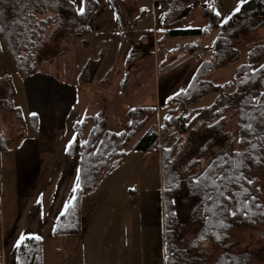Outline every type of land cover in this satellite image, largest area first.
Listing matches in <instances>:
<instances>
[{
  "label": "trees",
  "instance_id": "trees-1",
  "mask_svg": "<svg viewBox=\"0 0 264 264\" xmlns=\"http://www.w3.org/2000/svg\"><path fill=\"white\" fill-rule=\"evenodd\" d=\"M108 1L120 31L127 36L129 23L121 4L118 0ZM157 2L159 8L167 3L161 16V24L167 28L166 37H209L214 31L219 32L218 37L206 50L185 91L167 99L159 109L136 106L130 110L129 131L110 132L103 113L95 118L86 117L78 125V136L68 155L73 159L79 157L80 183L73 202L58 219L54 235L82 233L83 199L94 194L102 179L126 162V150L132 140L163 110V125L141 135L134 150L154 153L161 159L166 264H204L211 248L222 251L216 264H252L251 255L234 253L229 243L235 229L255 230L264 225L259 177L264 171V43L247 39L253 32L264 30V0H249L225 22L215 10L221 0H213L211 8L203 9L202 15L208 20L205 30L174 29L184 13L183 7H175V0ZM97 6L94 0H84L79 13L69 0H0V60L5 45L15 74L29 78L39 74L44 52L67 26L78 37L91 34L89 25L98 12ZM68 13L70 21L65 17ZM240 40L246 42L243 49L238 45ZM134 43L131 60L151 54L148 44L140 40ZM199 48L191 45L187 53H195ZM233 57L241 63L232 79L217 84L212 77ZM103 59L88 63L80 76V85L94 82ZM3 84L11 88L0 108L16 114L21 121L23 112L15 106L17 93L12 77L0 78V86ZM212 96L216 99L211 106L200 107ZM92 120L90 135L86 142H81ZM234 120L239 130L238 145L226 129ZM3 144L0 138V148ZM193 226L198 230L191 242L185 231ZM42 250L43 239H26L16 251L17 264H43Z\"/></svg>",
  "mask_w": 264,
  "mask_h": 264
},
{
  "label": "crops",
  "instance_id": "crops-1",
  "mask_svg": "<svg viewBox=\"0 0 264 264\" xmlns=\"http://www.w3.org/2000/svg\"><path fill=\"white\" fill-rule=\"evenodd\" d=\"M69 1L73 4V8H75L77 12L81 13L83 11L84 0ZM94 1L98 4L97 7H99V9L96 15L91 19L92 21L89 25L91 34L78 37L73 33L74 30H69L67 26L66 31L55 37L54 43L47 48L48 50L53 49L55 42L63 38L69 40L66 42V47L67 45L68 47L67 49L65 48V51L68 52V49L71 47L70 45L74 44L73 42H75V40L79 42L73 45V53L76 57L75 68L73 70L74 74L72 76L73 85L65 86L64 83L57 82L51 75L41 73V68H39V74L30 78L21 77L18 74L19 78H16L14 77L16 73L15 68L13 71L10 68H6V74L12 77V86L16 87L17 95L14 99L18 100V98H20V84L25 89L27 97L24 103H21L20 99L19 109L23 112L24 117L21 121L17 119L16 114L8 112L7 109L0 108V138L4 143L2 148H0V153L6 154L5 159L2 158V161H4L2 167L8 169L14 168V170H16V178L9 183L4 180L2 183L3 193H0V243L2 248L0 252V264H17L16 251H18L19 246L26 239L35 237L41 238L44 241V250H42L44 259L43 264H100L99 257L101 251L103 252L106 249L105 235L109 230V226L114 223V225L117 226L119 221L122 220V218H120V220L114 219L115 210L109 208L110 210L106 209L103 212L96 211L95 222H93L89 229H86V227L82 225V233L77 236L70 235L63 237L54 235L57 221L73 202V198L75 197L80 183V173H78L80 160H78L79 157L73 159L68 155L69 147L75 142L78 136V125H80L86 117L92 118L96 116L88 113L89 111L87 108L88 105L92 104L94 96L95 98L97 97V93L95 92L93 96H90L87 92L88 90L83 91L82 88L83 86L93 85L97 81H100L103 72L102 69L107 68V66L108 68H112L110 66L116 64V61L113 59L115 50V57L117 58V56L122 54V51L124 55L127 52L132 53L135 49L134 42L137 40L142 41V43H146L147 40L145 33H142L139 37L136 36V33L131 34V32L129 35L127 33V36L124 35L120 31L118 18L114 9L110 6V2L108 0ZM154 1L158 3L157 0ZM212 1L213 0H179L184 7H187V9H184L183 15L187 13L190 8L195 6L202 8V15L204 6H208V9L211 8L212 5L209 6L208 4ZM143 6V4H140V6L135 7V9L138 10ZM164 6L167 5H160V8H164ZM69 19L70 18H67V20ZM139 23H141V19ZM212 34L213 32L209 36ZM162 37L161 47H163L161 53H164L167 57L171 55L176 56L178 54V57L172 64H166V62H164V67L160 69V72L164 74L172 68L177 67L181 69V78H173L174 80L167 82L166 79L168 77H166V79H160L155 86L154 84L151 87L144 86L138 95L146 93L147 90L151 91L147 92L148 102H151V99L160 102L162 92L166 93L165 102L170 97L185 91L192 82V78H194L201 64V62L196 63L193 73L189 78L190 80L184 88L179 89L172 95L167 94L170 88L173 89L181 84L183 78H185L190 70V67H188L189 65H186L187 61L193 60V56L188 57L190 53H187L190 46L201 45L199 43L189 44L190 46L184 49L185 52L179 55V51H176L173 46L186 47L187 45H173L170 47L171 49H168V45L169 41L171 42V40L182 37L170 38L166 37V34ZM204 38L206 39L207 37ZM97 47H100L98 52L96 50ZM118 51L119 53H117ZM199 51L200 48L197 49L194 54ZM150 52L152 56V50H150ZM148 56L149 54L146 55V57H140L136 60H131L130 56L128 59H125V62L129 66L133 62L136 63L139 61L138 59H149ZM102 57L104 59L99 67L100 69H98L99 71L94 82L92 84L80 85L79 79L83 69L88 66L89 62L99 61ZM2 65L3 64H0V66ZM114 68H116V66ZM127 69L130 71L129 68ZM219 72L220 71L217 73ZM105 73H107V71ZM216 74L214 77H216ZM107 75L110 74L108 73ZM126 75L127 73L120 70L114 78L117 79V81H121ZM214 77L212 78L215 81ZM0 78L2 79L1 76ZM115 83L113 86L116 85ZM126 86L129 91L133 89L131 88V81H129ZM8 88L10 89L11 87ZM64 88L65 91H63ZM135 92L137 93V91ZM112 95V100L118 103L122 102L123 95H121L120 90L114 92ZM151 95L152 97H149ZM8 97L9 95H6L5 100H7ZM212 97L215 101L216 97ZM157 108L159 109L160 106ZM92 128L93 122L90 121L84 134H82L85 141L88 139ZM8 188H11V190ZM83 207L84 205L82 202L81 211L84 223L85 212L83 211ZM161 207L162 194L159 207V221H161L160 258H158L157 264H166L164 217L163 208ZM122 211L127 213V216L131 218L136 214L133 210L127 211L124 209ZM120 213L121 211L118 212V214ZM120 216L121 214L119 217ZM128 220L130 221V219ZM195 228L197 231V226H193L192 229L190 228L188 231H195ZM127 230L130 232V227L122 230L119 235L125 237L124 234H126ZM186 234L188 235L189 232L187 233L185 231V235ZM194 238L192 240H194ZM110 239L114 241L119 240L117 248L119 249L121 247V237L118 239L116 235L113 238L111 234ZM56 251L59 252V257H62L63 260L58 262L56 259L54 261L51 260L52 257H56ZM129 262L130 260L128 259L122 261L120 253H118L116 260H111L109 264H129Z\"/></svg>",
  "mask_w": 264,
  "mask_h": 264
},
{
  "label": "rangeland",
  "instance_id": "rangeland-1",
  "mask_svg": "<svg viewBox=\"0 0 264 264\" xmlns=\"http://www.w3.org/2000/svg\"><path fill=\"white\" fill-rule=\"evenodd\" d=\"M118 1L121 4L120 6L126 14L125 18H127L129 23L128 30H126L127 33H136V36L138 37L142 35V33H145L147 36L146 44H148L147 46L149 51L152 50L153 55L151 56L149 54V59H138L139 61L136 63L133 62L128 66L125 59H128L132 53L127 52L124 55V52L122 51V54L116 58L115 50L113 59L116 61V64L111 65L110 67L112 68H108L107 66V68L102 69L103 72L100 77V81H97L93 85L83 86L82 89L83 91L88 90L87 92L90 96H93V93L95 92L97 93V97L95 98L94 96L92 104L88 105V113H91L92 115L103 113L107 119L106 121H108L110 132L120 134L130 130L131 121L129 120V111L133 107H159L164 103L166 93L162 92L160 102H156L154 99H151L152 101L148 102L147 92L151 91L147 90L146 93L138 95V93L142 91L141 89H143L144 86L151 87L153 84L155 86L160 79H166V77H168L166 79L167 82H171L174 80L173 78H181V69L175 67L164 74L160 72V69L164 67V62H166V64H172V62L178 57V54L176 56L171 55L167 57V55L161 53V49L163 47H161V39H163L162 36H164V32L167 29L166 26L164 27L161 24V16H163V13L165 12L163 11V8L157 7L154 0ZM175 1V7H183V10L187 9V7H184L179 0ZM248 1L249 0H221L222 3L218 4L215 7V10L220 16L221 21L225 22L233 15L234 12H237L235 11L237 7L240 9L242 5ZM211 3L213 2H210L208 5H212ZM140 4H143L144 6L140 8L141 10L138 8V10H136L135 7L140 6ZM162 5H167V3ZM207 7L208 6H204V9ZM164 8L167 9L168 7L164 6ZM201 10L202 8L197 6L190 8L189 11L182 16L179 24L175 26L174 29L205 30V27L208 25V20L201 15ZM65 17L70 18L71 14L68 13ZM140 19L141 23L143 22L142 24L139 23ZM214 32L206 39L204 37H182L177 38L176 40H171V42L169 41L168 49L173 45H187L186 47L173 46L176 51H179V55L185 52L184 49L190 46L189 44L199 43L201 46L199 52L188 55V57L193 56V60L186 62V65H189L188 67H190V70L185 78H183L181 84L173 89L170 88L167 94L172 95L174 92H177L179 89L186 86L190 80L189 78L193 73L196 63H200L201 60L205 58L206 50L209 49V47L211 48L216 41L215 39L218 37V31ZM247 39L255 43H264V30H260V32H253L249 37H247ZM68 41V39L61 38V40L55 42L53 49H47L43 54V58L41 59L43 63L40 66L41 73L51 75L57 80V82L59 81L64 83L65 86L73 85L72 76L74 74L73 70L75 68L76 61V57L73 53V45L78 42L75 40V42H73L74 44L70 45L71 47L67 52L65 50L68 47V45L66 47V42ZM238 45L240 49H243L246 42L244 40H240ZM2 49H4V54L0 60L2 62H0V64H3L0 66V76L4 79L8 76L6 74V68H10L13 71L15 67L11 61L12 59L7 48H5V45H3ZM99 49L100 47L96 48L97 52ZM144 52L146 53L145 48ZM117 53H119V51ZM239 63L241 62H236L233 57V60L226 64V67L216 74V77H214L215 82L217 84L228 82L233 76ZM115 66L116 68H114ZM127 68H129L130 71H128ZM120 70L127 73V77L125 76L121 81H117L114 77L117 75V72H120ZM106 71L107 73H105ZM108 73L110 75H107ZM14 77L19 78L17 74H15ZM129 81L132 82L131 88H133L130 91L126 86ZM114 83L116 84L115 86H113ZM8 87H10V85L8 86L3 84L0 86V105L4 103L6 99L5 96L9 95L10 89ZM118 90H120L121 95H123L121 103L112 100V94ZM63 91H65V88ZM135 91H137V93ZM19 96L20 98L15 100L16 108H20V99L21 103L26 102L25 98L27 97V94L21 84ZM149 97H152V95ZM213 101V97L208 98L201 103V107H207L211 105ZM164 118H166V112L159 110L158 115L147 125L141 135L149 132L152 128L160 129L163 125ZM226 129L232 134V141L235 142V145H238L239 130L237 127V121H231ZM140 136L134 138L130 146L127 148L126 151L128 153V157L126 162L118 169L114 170L109 176L103 178L98 190L94 194L83 199V211L85 212L83 226H85L86 229H89L93 222H95L97 212H103L109 208H113L115 210L113 216L114 219L116 218V220H120V218H122L117 226L114 225L115 223L109 226V233L107 232L105 235L106 249L103 252L101 251L99 257L100 264H109L111 260H116L118 253H120L122 261H126L127 259L130 260L129 264H157V260L160 258L159 245L161 221H159V207L162 194V171L160 170V157L154 153L149 154L134 150ZM81 142L86 141L82 139ZM5 156L6 154L0 153V193H3L2 183L4 180L9 183L11 180L16 178V170H14V168L8 169L2 167L4 162L2 161V158L5 159ZM259 177L261 180V191L263 194L262 204L264 205V171L259 175ZM8 189L11 190V188ZM124 209L127 211L133 210L136 214L133 215V218H131L127 216V213L122 211ZM120 211L121 216L119 217L120 214H118V212ZM128 219H130V221ZM127 227H130V232L127 230L126 234H124L125 237H123V235H119L121 231ZM235 230L236 231L232 235L229 243L232 247V251L236 254L251 255L252 264H264V225L255 230L250 229L249 227H240ZM188 232L189 234H186L188 241H192L197 233L196 228L195 231H187V233ZM111 234L113 238L116 235L118 239L119 237L122 238V241L120 242L121 249L117 248L119 240L114 241L113 239H110ZM179 247L181 249L183 248L180 245ZM221 252V249H209L207 256H205L206 259H203L204 264H216ZM55 253L56 257H52V261L55 259L57 262L63 260L62 257H59L58 251Z\"/></svg>",
  "mask_w": 264,
  "mask_h": 264
},
{
  "label": "snow or ice",
  "instance_id": "snow-or-ice-1",
  "mask_svg": "<svg viewBox=\"0 0 264 264\" xmlns=\"http://www.w3.org/2000/svg\"><path fill=\"white\" fill-rule=\"evenodd\" d=\"M239 10H240V9H239V7H237V9H236L235 11H237V12H238Z\"/></svg>",
  "mask_w": 264,
  "mask_h": 264
},
{
  "label": "water",
  "instance_id": "water-1",
  "mask_svg": "<svg viewBox=\"0 0 264 264\" xmlns=\"http://www.w3.org/2000/svg\"><path fill=\"white\" fill-rule=\"evenodd\" d=\"M263 237H264V235H263Z\"/></svg>",
  "mask_w": 264,
  "mask_h": 264
}]
</instances>
